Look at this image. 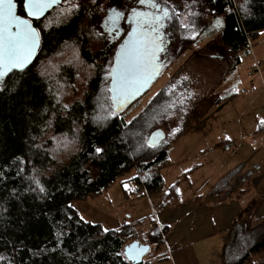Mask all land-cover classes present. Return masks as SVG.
<instances>
[{"label":"trees","instance_id":"obj_1","mask_svg":"<svg viewBox=\"0 0 264 264\" xmlns=\"http://www.w3.org/2000/svg\"><path fill=\"white\" fill-rule=\"evenodd\" d=\"M17 1L24 14L22 0ZM92 1L63 0L34 20L42 38L36 60L0 85V256L5 258L0 264H133L124 250L136 239L151 244L141 264H153L164 233L153 217L154 230L147 232L144 218L107 229L82 217L75 202L98 198L127 175L120 182L126 199L139 189L156 212L182 204L180 184L188 173L165 188L162 169L170 164L169 143H148L174 105V90L168 94L173 80L132 120L127 121L123 111L115 112L110 93L107 96L108 81L97 65L108 62L113 45L107 41L105 49H110L92 53L85 30L95 20L99 25L96 12L103 20L107 9L129 8L132 0H107L104 6L102 0L98 6ZM199 2L212 16L201 26L202 33L210 32L218 20L220 34L233 51L246 48L248 39L264 29V0H236L238 5L231 10L226 8L232 0ZM68 8L75 9L61 17L60 11ZM187 38L184 35L173 49V62L177 53L193 44ZM68 41L79 44L86 68L95 67L90 68L92 77L83 97L73 100H65L61 89L70 88L78 71L70 63H51ZM63 136L75 141L66 157L58 155L57 143ZM96 148L102 151L97 153ZM263 243L254 245L237 264H262Z\"/></svg>","mask_w":264,"mask_h":264},{"label":"rangeland","instance_id":"obj_2","mask_svg":"<svg viewBox=\"0 0 264 264\" xmlns=\"http://www.w3.org/2000/svg\"><path fill=\"white\" fill-rule=\"evenodd\" d=\"M157 1L161 3L162 7L169 9L171 17L168 28H172L173 31V42L164 58L170 59L171 57L170 60H172L173 49L179 44L184 35H186V38L188 37L187 39H192L193 44L177 53L176 60L174 62L172 60V64L167 66V63H164L166 67L161 76L153 83L151 89L123 111L125 119L130 121L136 117L147 107L149 101L155 97L161 88L173 80L172 88L169 89L168 94H173L171 91L174 90V105L171 109L172 112L170 111V113L164 115V122L162 123V129L166 132L164 140L169 143L172 150L170 152L171 156H168L167 159L168 162H171L170 166L168 165L167 168L162 169L164 187L167 188L172 185L177 180L178 174L184 175L187 173H185L186 170L202 163L205 166L198 173L204 176L209 175L214 178L215 182H219L226 172L233 174L234 168L231 169L232 164L230 163L225 165L213 163L214 158L232 162L245 156L246 160L252 162L257 155L256 152L261 145H264L262 132L247 131V125L255 115L259 114L260 109H253V113L249 110L245 114L252 103L262 102L263 94L257 91L262 96H256V100L253 102L249 99L247 102H240L239 104L235 100L227 98V94H225V92L229 93L231 90L229 88L233 85V79L239 82L234 83L236 86L251 83L255 80L256 73L249 74L255 68H250L249 71L245 65L246 63H253V65L254 63H260V65L264 63V29L260 30L256 37L249 38L246 48L241 50L243 53H247L241 55L239 52L231 50L229 46L223 45L218 20L213 22L210 32L202 33L201 26L208 23L212 16L199 0ZM92 3L98 6L99 0H93ZM106 3L107 0L101 1L102 6ZM74 9H62L60 11L61 17H68ZM98 9L101 10V8ZM96 19L99 25L97 26L95 20L94 24L90 23L88 29L85 30L88 47L92 53L107 48L108 41L104 27L101 25L102 18L100 19L97 12ZM79 51L80 46L77 42L68 41L62 45L59 54L51 57L53 58L51 63H70L78 71L76 80L70 88L64 87L61 89L65 100L83 97L87 81L92 77V69L95 68L93 66L86 68L87 65L81 59ZM224 52L230 56L233 62L240 60L239 65L237 64L236 76L218 77V73L214 72L213 63L215 65L216 63H225L223 58L219 57ZM109 55L111 56L107 63L104 60L103 62L98 61L97 65L100 67L101 75L108 81L110 87V68L115 56H113V53H108L107 56ZM223 90H225L222 95L224 100H221L220 104L216 103L220 91ZM249 91H252V89ZM109 93L108 88L107 96ZM190 129H193V131L187 133ZM225 137H236L235 146L229 150H215L213 147L215 142ZM61 138L62 140L59 139L57 143L58 155L66 157L67 154L71 153L70 149L75 146V141L68 140L64 136ZM255 139L258 141L257 146L252 145V141ZM204 149L206 151L203 154ZM126 176L123 175L118 178V181L98 198L76 201L75 206L79 208L82 217L93 222H101L107 229L118 226L126 219L133 222L141 218L149 220L151 216L155 217L156 213L153 212V206H151V202L148 203L146 196H132L129 199L124 197L120 182L124 181ZM193 182L195 184L197 180L193 178ZM198 186L205 188L203 183L198 184ZM187 197H192L189 181L186 184V193L183 195V198ZM144 222L148 223L147 221ZM147 256L148 254L145 259H147ZM153 264L170 263L168 260L158 261L157 258L153 261Z\"/></svg>","mask_w":264,"mask_h":264},{"label":"crops","instance_id":"obj_3","mask_svg":"<svg viewBox=\"0 0 264 264\" xmlns=\"http://www.w3.org/2000/svg\"><path fill=\"white\" fill-rule=\"evenodd\" d=\"M245 53L239 52L241 55ZM239 62L240 60L234 61L230 77L236 76ZM245 66L247 70L254 68L253 63H246ZM260 70L262 71L256 72V78L251 83L236 86L234 83L239 82L233 79V85L229 88L231 90L225 94L237 104L245 103L249 99L253 102L256 96H262L257 91L263 94L262 102L252 103L245 114L249 110L253 113V109H260L259 114L254 116L256 118L253 117L247 125V131L262 132L264 136V63H261ZM250 89L252 91H249ZM224 91H220L216 103L220 104L221 100H224ZM189 131L193 129L187 133ZM235 143L236 137H225L215 142L213 147L215 150H229ZM171 151L170 149L168 156H171ZM203 151L204 154L206 149ZM256 154L252 162L246 160L245 156L232 162L214 158L213 163H230L231 169L234 168L233 174L224 172L219 182H215L209 175L198 173L204 168V163L185 171L188 176L180 184L182 204L162 212H156L152 207L156 213L155 217L151 216L155 219L154 225L164 227L163 241L156 245V259L163 257L170 264H237L254 245L260 241L264 242V145H261ZM182 176L178 174L177 180ZM193 178L197 180L195 184ZM188 181L191 184L192 197L183 198ZM200 183H203L205 188L199 187ZM141 195L146 196L148 203L150 202L148 195L139 189L134 197ZM151 218L144 219L148 222L143 225L145 232L154 230ZM128 222L132 221L126 219L112 229L120 228ZM260 257L264 260V245Z\"/></svg>","mask_w":264,"mask_h":264},{"label":"snow or ice","instance_id":"obj_4","mask_svg":"<svg viewBox=\"0 0 264 264\" xmlns=\"http://www.w3.org/2000/svg\"><path fill=\"white\" fill-rule=\"evenodd\" d=\"M56 2L22 0L25 15L21 16L14 11L13 0H0V79L13 69L23 70L30 62L39 46V33L29 18L39 19L44 10ZM115 15L119 16L120 13ZM159 27L160 20L157 18L146 32L138 35L134 29L129 33V39L120 46L117 67L111 74L112 87L109 89L117 98L126 97L133 90L138 91L150 78L149 66L154 64L156 53L163 51L164 38ZM101 151L96 148L97 153ZM4 259L0 256V261Z\"/></svg>","mask_w":264,"mask_h":264},{"label":"flooded vegetation","instance_id":"obj_5","mask_svg":"<svg viewBox=\"0 0 264 264\" xmlns=\"http://www.w3.org/2000/svg\"><path fill=\"white\" fill-rule=\"evenodd\" d=\"M116 6L117 5H114L109 9H107V13L102 20V26L104 27V30L106 32L105 34L106 38L109 41V43L113 45L110 46L113 51V56H115L116 58L117 52L120 50V46L125 42L128 34L132 31L135 25L140 26L141 24L140 26L141 29H139V31L146 32L149 30L150 25L153 24V22L157 18H159L160 20L159 32L161 36L164 38V46H165L164 51L161 53L160 61H159V63L162 64V71H163L164 68L166 67V64L164 65V63H167L168 66V63L172 62V60H170L171 57L170 59L164 58V56L168 54L170 45L173 42L172 28H168L171 17L169 9L162 7L161 3L158 2L157 0H143V3H141V0H132V6H130L129 8H124L122 7L123 5H121L120 7H116ZM115 13H120V15L116 16ZM109 17H111V19H109ZM220 37L221 39L223 38L222 35H220ZM223 39H222L224 43L223 45L226 46L225 44L226 41L225 39L224 40ZM219 57L223 58V61H225V63H216V65L215 63H213L212 68L215 73H218V77L220 76L227 77L228 75H230V73L233 70L234 62L231 60L230 56L225 54V52L222 53V55H219ZM115 58L113 60V63L115 61ZM110 79H111V71H110ZM165 137H166V132H165ZM163 141L164 139L161 142Z\"/></svg>","mask_w":264,"mask_h":264},{"label":"water","instance_id":"obj_6","mask_svg":"<svg viewBox=\"0 0 264 264\" xmlns=\"http://www.w3.org/2000/svg\"><path fill=\"white\" fill-rule=\"evenodd\" d=\"M62 2H63V0H57L56 3H53L51 5V7L46 8L39 19H42L47 13H49L54 8L62 5ZM13 3L15 4L14 11L16 12V14L24 16L25 14H21L19 12V3H18V1L17 0H13ZM29 19H31L32 26L34 28H36V30L39 33V46H38L34 56L31 58L30 62L25 66V68L23 70L27 69L29 66H31L34 63V61L36 60V58L38 56V53L40 51L41 44H42V38H41L40 31L36 27V25L34 24V20H37V19H32V18H29ZM140 26H141V24H140ZM140 26L139 25H135L130 33H132L134 29L137 31L138 35L143 33V31H141V32L139 31V29H141ZM128 39H129V34H128L126 40H128ZM164 48H165V46L163 44V51H164ZM163 51H160V52L156 53L154 64L150 65L149 69H148V72L150 73V78L147 79V82L144 83L143 86L140 87L138 91H134L133 90V91H131V94L127 95L126 97H121V98H117L114 95V93L110 91L112 107H113V110L115 112L124 111L125 109H127V107H129L130 105L135 103L139 98H141L150 89L152 84L157 80V78L161 74L162 64L159 63V61H160L161 53ZM116 67H117V56H116L115 61H114L113 65H112V67H111V74H112V70L114 68H116ZM23 70L13 69L11 71H8L4 75V77L2 79H0V85H2L6 81L7 77L12 72H14V71H23ZM111 87H112V77L110 79V87H109V89ZM132 87L134 88L135 86H132ZM164 138H165V131L162 128H157L150 134V136L148 138V143H149L150 146H158ZM150 249H151V244L150 243H142L140 240L136 239V240L132 241L131 243H129L128 245H126L125 250H124V254H125L126 258L129 261H131L133 264H141L145 260V256L148 254Z\"/></svg>","mask_w":264,"mask_h":264},{"label":"built area","instance_id":"obj_7","mask_svg":"<svg viewBox=\"0 0 264 264\" xmlns=\"http://www.w3.org/2000/svg\"><path fill=\"white\" fill-rule=\"evenodd\" d=\"M233 1V3L232 4H230V5H228L227 6V10H231L232 8H236L237 7V3H236V0H232ZM248 41H249V39H248ZM255 62H256V60H255ZM254 71L253 70H251L250 72H249V74H253V73H256V72H260L261 70H260V63H254ZM252 145L253 146H257L258 145V141L255 139L254 141H252Z\"/></svg>","mask_w":264,"mask_h":264}]
</instances>
